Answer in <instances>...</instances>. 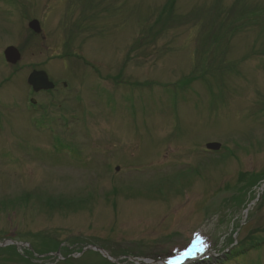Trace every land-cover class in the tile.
I'll list each match as a JSON object with an SVG mask.
<instances>
[{
    "label": "rangeland",
    "instance_id": "obj_1",
    "mask_svg": "<svg viewBox=\"0 0 264 264\" xmlns=\"http://www.w3.org/2000/svg\"><path fill=\"white\" fill-rule=\"evenodd\" d=\"M262 184L264 0H0V264H264Z\"/></svg>",
    "mask_w": 264,
    "mask_h": 264
},
{
    "label": "water",
    "instance_id": "obj_2",
    "mask_svg": "<svg viewBox=\"0 0 264 264\" xmlns=\"http://www.w3.org/2000/svg\"><path fill=\"white\" fill-rule=\"evenodd\" d=\"M33 30H35L36 32L39 31V25L38 22L36 21H32L29 25ZM4 57L6 59L7 62L9 63H16L19 58L20 55L18 53V51L13 48V47H8L5 51H4ZM28 83L33 87L34 91H39V90H47V89H52L53 88V84L50 83L47 79L46 74L43 71H39V72H32L28 78ZM220 147L219 144L216 143H211V144H207L206 148L209 150H218Z\"/></svg>",
    "mask_w": 264,
    "mask_h": 264
},
{
    "label": "snow or ice",
    "instance_id": "obj_3",
    "mask_svg": "<svg viewBox=\"0 0 264 264\" xmlns=\"http://www.w3.org/2000/svg\"><path fill=\"white\" fill-rule=\"evenodd\" d=\"M198 245H199V250H202L204 245H203L202 239L199 236V234H197L196 240L194 241L192 246L186 252L183 253V256H187V255L191 254L193 250L197 249ZM169 264H175V262L169 261Z\"/></svg>",
    "mask_w": 264,
    "mask_h": 264
},
{
    "label": "clouds",
    "instance_id": "obj_4",
    "mask_svg": "<svg viewBox=\"0 0 264 264\" xmlns=\"http://www.w3.org/2000/svg\"><path fill=\"white\" fill-rule=\"evenodd\" d=\"M181 259H183V257H182V256L178 258V260H177L176 264H178L179 260H181Z\"/></svg>",
    "mask_w": 264,
    "mask_h": 264
},
{
    "label": "trees",
    "instance_id": "obj_5",
    "mask_svg": "<svg viewBox=\"0 0 264 264\" xmlns=\"http://www.w3.org/2000/svg\"><path fill=\"white\" fill-rule=\"evenodd\" d=\"M260 203H261V204H262V203H264V196L262 197V199H261V202H260ZM261 204H260V205H261Z\"/></svg>",
    "mask_w": 264,
    "mask_h": 264
},
{
    "label": "bare ground",
    "instance_id": "obj_6",
    "mask_svg": "<svg viewBox=\"0 0 264 264\" xmlns=\"http://www.w3.org/2000/svg\"><path fill=\"white\" fill-rule=\"evenodd\" d=\"M264 186V184L261 185V188Z\"/></svg>",
    "mask_w": 264,
    "mask_h": 264
}]
</instances>
